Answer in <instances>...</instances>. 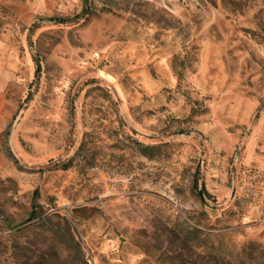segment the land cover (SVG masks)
<instances>
[{"label":"rangeland","instance_id":"374dc122","mask_svg":"<svg viewBox=\"0 0 264 264\" xmlns=\"http://www.w3.org/2000/svg\"><path fill=\"white\" fill-rule=\"evenodd\" d=\"M0 264H264V0H0Z\"/></svg>","mask_w":264,"mask_h":264},{"label":"trees","instance_id":"16d2710c","mask_svg":"<svg viewBox=\"0 0 264 264\" xmlns=\"http://www.w3.org/2000/svg\"><path fill=\"white\" fill-rule=\"evenodd\" d=\"M89 13H90V10L87 9L86 12H85V14H84L83 16H85L86 14H89ZM79 17H81V16H77L76 20H77ZM53 21H55L56 23H62V24H63V23H65V22L68 21V20L54 19ZM11 155H12L14 161L18 164V160L14 157L13 154H11ZM196 187H198V186H196ZM197 189H198V191H200L199 196H200L201 198H204L205 196H207V195H206L207 192H206V190H205L204 187H202L201 190H199V188H197ZM38 217H39V216H37V214H36V210L34 209V210L32 211V213L30 214V219H29V220L37 219Z\"/></svg>","mask_w":264,"mask_h":264}]
</instances>
